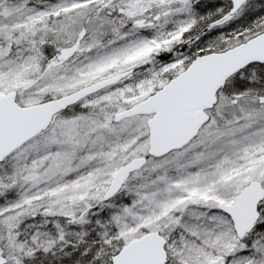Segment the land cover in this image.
<instances>
[{
    "label": "rangeland",
    "instance_id": "rangeland-1",
    "mask_svg": "<svg viewBox=\"0 0 264 264\" xmlns=\"http://www.w3.org/2000/svg\"><path fill=\"white\" fill-rule=\"evenodd\" d=\"M226 8L221 0H0V94L15 92L20 105L134 69L0 161L5 264L74 256L100 263L151 230L166 239L165 264H264V199L257 227L241 239L218 208L250 180L264 185V64L227 80L189 143L148 157L104 198L113 172L148 148V116L116 122L113 115L155 92L195 55L264 30V0H248L191 39ZM41 39L61 54L43 67L35 57ZM86 203L97 207L82 214L78 205Z\"/></svg>",
    "mask_w": 264,
    "mask_h": 264
},
{
    "label": "water",
    "instance_id": "water-1",
    "mask_svg": "<svg viewBox=\"0 0 264 264\" xmlns=\"http://www.w3.org/2000/svg\"><path fill=\"white\" fill-rule=\"evenodd\" d=\"M229 10L210 25L234 14L246 0H227ZM252 63H264V30L222 51L197 54L180 73L163 86L127 108L117 111L119 122L135 115H146L147 154L136 156L112 174L104 193L106 200L120 191L130 174L145 165L147 158H159L182 148L209 121L210 109L217 102V92L225 81ZM133 69L101 78L55 98L20 105L15 92L0 94V161L23 144L48 129L54 116L83 98L115 84ZM264 199V185L250 180L236 194L233 203H218L232 221L237 238L250 232L259 218V204ZM166 239L151 230L128 241L111 256V264H165Z\"/></svg>",
    "mask_w": 264,
    "mask_h": 264
},
{
    "label": "trees",
    "instance_id": "trees-1",
    "mask_svg": "<svg viewBox=\"0 0 264 264\" xmlns=\"http://www.w3.org/2000/svg\"><path fill=\"white\" fill-rule=\"evenodd\" d=\"M224 5H227V4L224 3ZM35 45L37 47V50H35V57L38 60L37 62L39 63V65L41 67H43L44 65L49 64L51 61H56L59 58V56L61 55V54H59L58 50L54 47L55 45H49L46 40H42L41 39V41L39 42V44L36 43ZM79 48H81V47L79 46L78 48L72 50L70 53L64 55L62 57L63 59L61 60L60 63H62L63 60H65L67 58H69V59L73 58V56L76 55V51L75 50L80 51ZM71 110H72V113H67V111H71ZM64 113H67L68 114V115L65 114L66 116L76 115L75 109L72 108V107L66 109L65 111H63V112H61L59 114H64ZM78 207L80 209V212H82V214H83V213H85L86 210L87 211L88 210H91L92 208H96L97 206L94 203L93 204H91V203L90 204H87L86 203V204L78 205ZM77 212H78V209H77ZM255 227H257V223L255 224ZM6 240H7V238H4L3 239V243H0V264L7 263L8 262V259H9V258H5ZM120 247L118 249H115L114 248L113 250L109 251L108 254H106L105 257H104L105 260H103L100 263L97 261V258H94V256H87V257L74 256V257H71L69 259L53 260L49 264H110V258H111V256L113 254H115L116 252H118V250L120 249ZM92 258H94V259H92Z\"/></svg>",
    "mask_w": 264,
    "mask_h": 264
},
{
    "label": "flooded vegetation",
    "instance_id": "flooded-vegetation-1",
    "mask_svg": "<svg viewBox=\"0 0 264 264\" xmlns=\"http://www.w3.org/2000/svg\"><path fill=\"white\" fill-rule=\"evenodd\" d=\"M221 1H222L223 3H226V4H227V5H226V6H227L226 10L223 11V13H222V15H221V16H223V15L229 10V8H230L231 5H230V2H228V1H226V0H221ZM247 1H248V0H247ZM247 1H246V2H247ZM246 2H245V3H246ZM245 3H244V4H245ZM236 12H237V11H236ZM236 12H235V13H236ZM235 13H234V14H235ZM234 14L228 15V16H227L226 18H224V19H227L228 17H230V16H232V15H234ZM221 16H218V17H215V18H210V19H209V22L207 23V25H206L202 30L196 32L195 35H194L191 39H195V38H197L199 35L202 34V32L206 31L208 28H210V27H212V26L218 24L219 22L223 21L224 19H222L221 21L216 22V23L210 25L211 22H213L214 20L220 18ZM191 39H189V40L191 41ZM256 64H264V63H256ZM226 82H227V81H226ZM226 82H225V83H226ZM225 83H224V84H225ZM224 84L222 85V87L224 86ZM222 87H221V88H222ZM221 88H220V89H221ZM220 89H219V91H220ZM219 91H218V92H219ZM217 98H218V93H217ZM204 110L208 111V109H204ZM259 218H260V215H259ZM258 220H259V219H258Z\"/></svg>",
    "mask_w": 264,
    "mask_h": 264
}]
</instances>
